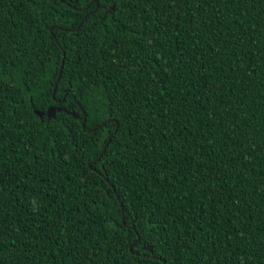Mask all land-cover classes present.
Segmentation results:
<instances>
[{
  "label": "trees",
  "instance_id": "1",
  "mask_svg": "<svg viewBox=\"0 0 264 264\" xmlns=\"http://www.w3.org/2000/svg\"><path fill=\"white\" fill-rule=\"evenodd\" d=\"M89 1L0 0V264H264V0Z\"/></svg>",
  "mask_w": 264,
  "mask_h": 264
},
{
  "label": "water",
  "instance_id": "2",
  "mask_svg": "<svg viewBox=\"0 0 264 264\" xmlns=\"http://www.w3.org/2000/svg\"><path fill=\"white\" fill-rule=\"evenodd\" d=\"M74 2H75V0H73L72 3H74ZM91 3H94V10H96V9H97V3L94 2V0H90V1H89V4H91ZM69 7H71L72 9H75V8L72 7L71 5H70ZM77 10H79V9H77ZM84 18H85V16H83L82 19L79 21V23H78V25L76 26L75 30L78 29V27L81 25V23H82V21H83ZM52 28H56V26H52V27H50V28H49V32L51 31ZM52 39H53V42L57 45V47L60 48V46H59V44L57 43V41H56V39H55L54 36H52ZM60 50H61V49H60ZM61 53H62V55H63V51H62V50H61ZM61 67H62V61H61L60 64H59V68H58L57 76H56V78H55V82H54V85H53V88H52V93H51V97H52V98H53V93H54V90H55V86H56V84H57V81H58V78H59V75H60ZM50 112H52V110H50ZM83 123H84V115H83L82 126H81L82 128H83ZM114 130H116V126L114 127ZM114 130H113V132H114ZM113 132L107 136L106 141L104 142V144H103V146H102V148H101V150H100L98 156H97L93 161L87 163V167H89L92 163L97 162L98 159L101 157V155L104 153V151H105V149H106V147H107V145H108V143H109V141H110V138H111ZM98 175H100V174L98 173ZM100 176H101V175H100ZM104 181H105V182L108 184V186L111 188V191H112V193H113V195H114V198H115V200H116V202H117V204H118V207H119L121 223L124 224V223H123V210H122V204H121L119 198L117 197V195L114 193V190H113L112 186L107 182V180H106L105 178H104ZM137 240H138V236H136V241H137ZM160 262L163 264V261H162V260H160Z\"/></svg>",
  "mask_w": 264,
  "mask_h": 264
},
{
  "label": "snow or ice",
  "instance_id": "3",
  "mask_svg": "<svg viewBox=\"0 0 264 264\" xmlns=\"http://www.w3.org/2000/svg\"><path fill=\"white\" fill-rule=\"evenodd\" d=\"M115 131V130H114Z\"/></svg>",
  "mask_w": 264,
  "mask_h": 264
}]
</instances>
